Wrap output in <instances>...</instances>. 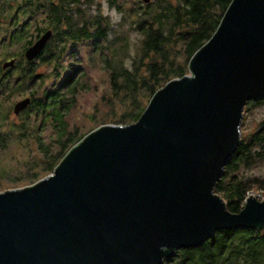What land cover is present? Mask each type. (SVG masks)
<instances>
[{"label":"water","instance_id":"1","mask_svg":"<svg viewBox=\"0 0 264 264\" xmlns=\"http://www.w3.org/2000/svg\"><path fill=\"white\" fill-rule=\"evenodd\" d=\"M222 13L188 72L153 92L136 121L91 129L52 172L0 191V264H160L220 228L264 229V199L248 195L234 213L214 192L245 102L264 95V0H230Z\"/></svg>","mask_w":264,"mask_h":264},{"label":"trees","instance_id":"2","mask_svg":"<svg viewBox=\"0 0 264 264\" xmlns=\"http://www.w3.org/2000/svg\"><path fill=\"white\" fill-rule=\"evenodd\" d=\"M141 1L133 10L130 8L128 11L124 10L123 4L118 5L121 19L119 25L115 27L108 24L105 15L87 12L82 5L85 0H48L54 36L63 42L59 47L56 46L53 53L39 54L38 59L48 66V71L36 73L35 65L27 63L28 65L20 67L17 82L12 83L0 75V111L7 95L35 86V90L29 93L30 106L36 110L40 108L42 111H48V115L55 123L57 150L52 152L48 149L49 146L38 141L39 150L44 157L42 171L52 172L69 148L88 132L78 134L75 130H67L63 118L74 104L73 96L83 88L79 83L82 77L79 68L67 73L58 87L43 88L40 98L34 96L41 89L40 84L51 70L49 66L53 68L56 61L59 63V57L64 52L67 41L81 38L97 41L93 47L95 51L99 50L98 55L109 74V88L121 108L118 123L128 124L136 121L153 92L169 79L187 73L189 58L216 30L222 12L230 2V0H149L145 3ZM125 16L130 17L133 29L141 35L137 52L133 54L129 66L125 65L122 59L127 45L122 25ZM113 32H116V36L108 40V33ZM100 39L108 40L103 54L97 44ZM116 41L117 45L114 43ZM9 58L15 60L11 70L16 69L20 64L19 60L12 55ZM261 104H264V95L246 101L243 110L249 111ZM7 111L0 114L2 142L8 136L10 132L8 130L15 127L7 120L9 116ZM237 142L222 167L219 180L214 185V192L222 197L227 210L234 213L241 209L249 195L248 192L253 188L264 193V177L248 176L242 172L243 169L264 161V117L254 131L240 137ZM31 176L36 177L37 173L33 172ZM160 264H264V229L220 228L198 247H180L169 257L163 258Z\"/></svg>","mask_w":264,"mask_h":264},{"label":"rangeland","instance_id":"3","mask_svg":"<svg viewBox=\"0 0 264 264\" xmlns=\"http://www.w3.org/2000/svg\"><path fill=\"white\" fill-rule=\"evenodd\" d=\"M141 0H89L82 4L87 12L101 13L102 16L107 17V22L111 26H118V22L121 19V12L117 9L118 5L123 4L125 11L134 7ZM142 2V1H141ZM47 5L46 0H41L40 4ZM141 4V3H140ZM128 13V12H127ZM126 19L122 21L123 30L126 34V50L122 55V59L125 65L129 66L133 54H136L139 40L141 35L133 29L132 20L129 16H125ZM24 18L31 19V25L39 23L42 24L44 14L42 9H38L31 17L25 16ZM6 22L2 23L4 27ZM8 33L12 28L8 25ZM31 27L26 29L23 37L26 40L31 35ZM5 32V33H6ZM116 32L108 33V40L114 39ZM8 38L3 33L0 36V63L5 59H9V56H15L20 62V66L28 65L32 63L35 65L36 70L34 72L48 71V66L44 65L38 57L33 60H24L23 54H16L19 51V44L5 45ZM108 40L100 39L99 44L100 52L107 46ZM97 42V41H96ZM86 39H76L66 42V47L62 53L60 61L55 62L54 67L51 69L47 77L43 80L41 89H39L34 96L40 98L42 96L41 90L51 89L58 87L62 82L63 77L74 68H79V73H82L80 82L83 88L78 90L74 97V104L68 109V112L64 115V123H66L67 130H75L78 134H83L91 129L106 123L119 124L118 117L121 112L119 103L116 101L114 95L109 88V74L104 69V63L102 58L98 55V49L95 51L93 47L96 43ZM116 45L118 41L114 42ZM114 44V45H115ZM182 61V60H181ZM19 65L16 69L10 71L8 78L9 81L17 82L19 80ZM55 65L57 67H55ZM61 66V67H60ZM15 68V67H14ZM71 68V69H70ZM188 72V70H187ZM35 90V86L29 89L17 90L7 95L3 101V108L0 111L8 110L9 116L7 120L13 125V129H9V134L4 139V142L0 138V191L5 189L20 188L27 185H31L36 180L49 174L50 171H42L43 166V153L39 150L38 141L42 144L49 146V150L56 151L58 145L56 143L57 128L53 119L48 115V111H42L35 107H31L30 104L18 115H14L12 106L15 102L23 97H30V92ZM242 118L240 122L239 137H245L249 132H252L258 127L259 123L264 117V104L253 107L251 110H243ZM3 129L0 127V132ZM2 134V133H1ZM37 173V178L32 177V173ZM242 172L248 176L264 177V161L253 165L251 168L243 169ZM249 195H254L257 199H264V193L260 189L253 188Z\"/></svg>","mask_w":264,"mask_h":264},{"label":"flooded vegetation","instance_id":"4","mask_svg":"<svg viewBox=\"0 0 264 264\" xmlns=\"http://www.w3.org/2000/svg\"><path fill=\"white\" fill-rule=\"evenodd\" d=\"M47 5L45 6L41 3V0H0V36L5 34L8 38L7 43L9 45L19 44V51L16 54H23V52L33 45L44 32L50 31V36L46 40L44 47L41 49L39 54L42 53H53L54 49L60 46L62 41H58V38L54 36V29L51 27L52 15L49 11L48 0ZM38 9H42L44 18L42 19V24L36 23L31 25V19L24 18L25 16L31 17L34 12H37ZM6 22L5 26L2 27V23ZM8 25L12 28L8 30ZM31 27V35L24 40L23 32H26V29ZM6 32V33H5ZM37 55V57L39 56ZM15 57V56H14ZM14 65V64H13ZM12 65V66H13ZM18 66V65H17ZM21 66L19 65V68ZM11 71V67L6 69L1 68L0 63V75L4 78L8 77Z\"/></svg>","mask_w":264,"mask_h":264}]
</instances>
